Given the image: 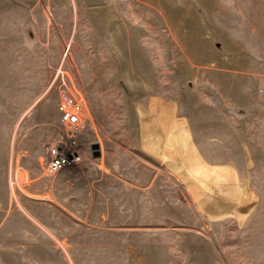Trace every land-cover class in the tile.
<instances>
[{"label": "rangeland", "instance_id": "rangeland-1", "mask_svg": "<svg viewBox=\"0 0 264 264\" xmlns=\"http://www.w3.org/2000/svg\"><path fill=\"white\" fill-rule=\"evenodd\" d=\"M59 69L92 126L78 137L82 161L50 175L44 146L64 134ZM260 76L264 0H0L11 261L26 242L47 264H264ZM168 103L205 161L223 166L217 179L208 171L216 196L188 191L153 155L152 120Z\"/></svg>", "mask_w": 264, "mask_h": 264}, {"label": "crops", "instance_id": "crops-1", "mask_svg": "<svg viewBox=\"0 0 264 264\" xmlns=\"http://www.w3.org/2000/svg\"><path fill=\"white\" fill-rule=\"evenodd\" d=\"M257 89V93L264 97V76L259 77ZM163 107H171L172 109L167 108L171 110L167 118L159 116L152 120L153 128L150 136L153 155L162 160L171 174L181 178L188 191L193 192L194 188L197 190L196 186H192L195 183L199 187L198 190L205 196H216L219 187L215 179L218 177V170L220 173L223 171V166L209 165L195 144L191 131L186 128L185 123L175 117L173 105L168 103L167 106L164 105ZM142 126H147V123L142 122ZM140 138L141 141H145L147 138L144 129H141ZM194 167H198L199 172ZM209 170L216 172L214 174V176L216 175L215 179L208 175ZM209 188L215 189V193ZM106 213L108 214V212ZM106 213L103 215L104 218ZM10 215L11 212L0 215V264H29V262L47 264L46 259L38 261L28 256L26 242L15 243L13 250L17 249L15 252H18V255L13 253V261H11V229H5L4 226V222L9 219Z\"/></svg>", "mask_w": 264, "mask_h": 264}, {"label": "built area", "instance_id": "built-area-1", "mask_svg": "<svg viewBox=\"0 0 264 264\" xmlns=\"http://www.w3.org/2000/svg\"><path fill=\"white\" fill-rule=\"evenodd\" d=\"M66 76L67 72L59 69L54 81L58 87V111L64 134L46 143L41 161L43 172L50 175L82 161L78 137L92 126L84 96L77 88L71 89L70 77Z\"/></svg>", "mask_w": 264, "mask_h": 264}, {"label": "water", "instance_id": "water-1", "mask_svg": "<svg viewBox=\"0 0 264 264\" xmlns=\"http://www.w3.org/2000/svg\"><path fill=\"white\" fill-rule=\"evenodd\" d=\"M92 156L94 158L100 157L101 156V146L99 145V143H95L93 146V150H92Z\"/></svg>", "mask_w": 264, "mask_h": 264}]
</instances>
